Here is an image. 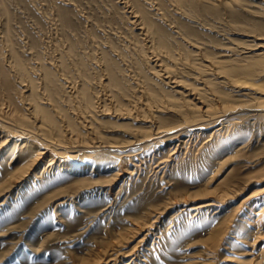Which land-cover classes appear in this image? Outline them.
<instances>
[{
    "label": "rangeland",
    "instance_id": "obj_1",
    "mask_svg": "<svg viewBox=\"0 0 264 264\" xmlns=\"http://www.w3.org/2000/svg\"><path fill=\"white\" fill-rule=\"evenodd\" d=\"M135 14L137 25L131 21ZM262 52L264 0H0L1 117L13 115L34 130L27 103L43 106L58 139L67 127L78 139L90 143L96 136L106 145L95 154L102 169L88 178H109L117 168L124 174L112 197L82 192L75 205L85 211L71 200L56 201L30 217L35 191L76 178L63 172L46 176L42 184L33 181L43 161L0 207V264H92L106 248L128 252L137 241L133 223L151 218L142 213L161 208L183 188L202 187L213 196L238 193L229 195L220 214L215 207L197 214L184 203L170 208L154 224L142 264H264L263 113L255 112L260 114L255 119L246 110L232 116L230 127L215 136L214 127L198 131L199 137L182 135L189 141L180 155H172L175 144L169 141L148 145L122 191L134 166L108 146L118 142L130 149L135 137L180 122L178 109L199 113L185 107L197 99L186 103L159 74L158 64L165 62L174 76L199 87L208 102L204 82L240 104L264 92ZM207 60H221V70L244 81L247 94L222 83ZM78 108L85 111L77 113ZM0 167L2 176L10 165ZM225 218L231 220L217 244L209 236ZM127 260L119 256L116 264Z\"/></svg>",
    "mask_w": 264,
    "mask_h": 264
},
{
    "label": "bare ground",
    "instance_id": "obj_2",
    "mask_svg": "<svg viewBox=\"0 0 264 264\" xmlns=\"http://www.w3.org/2000/svg\"><path fill=\"white\" fill-rule=\"evenodd\" d=\"M137 17L138 14H135L134 16H132L131 20L132 23H135L136 25L138 24L139 20ZM258 55L264 56V52L259 53ZM207 61L208 67L217 75V78L222 79V83H224L226 86H230V89L233 88V91H238L239 95L247 94L244 91V89H246L244 81L229 77L231 75L226 72L225 69L221 70L219 64L222 63L221 60ZM164 63H156L159 66V74L167 84L171 85V83H174V85H171V87L176 88V91L178 93H181V95H185L184 101L186 103L188 101H193L194 98L195 100L197 99L196 102L192 104L187 103L185 107L187 106V109H196L199 113L191 115L186 113L184 109H178V115L182 117V120L180 122L172 126H159L157 127L156 131L154 133H151L150 135L135 137L130 141V149H124L123 147H125V145L119 146L118 142H109L110 144L108 146L113 149L110 152L114 153V155H120L121 158H123L122 160H125L134 166L133 169L127 171L129 176L123 180L124 183L122 182L119 191H122V186L125 183L132 181L134 176H136L137 170L139 169L138 167H140L141 165L139 164V162L143 161V153L148 145H153L162 141H169L170 144H175L174 151L171 152L172 155H180L182 153L181 150L184 148L186 142L189 141L182 139V135L187 134L188 132L189 134H187L186 136H191L189 138L191 139L193 135L197 134L198 131L201 132L205 128L214 127V129L211 131V135L215 136L219 134L225 127H230V125L232 124L231 121L234 120L231 118L232 116H236L244 112L245 110L248 112L252 111L250 116L254 119L260 116V114L262 113L264 115V92H261V97H256L247 100L246 102L236 104L235 102L230 101L227 96L221 94L222 92L219 93L218 91L214 90L211 87L212 84H210V86L208 83L204 82V90L209 95L210 99V102H208V99L204 97L205 94H203L199 87L189 86V84H186V82H184L185 80L183 81L177 76H174L175 74L173 70ZM199 72L201 73V71ZM199 77H201V74ZM191 95H193V98H191ZM45 99L46 100L44 103H51L49 98ZM27 104L28 115L27 117H25L27 118V120H30L34 123V130H31L32 128L28 129L22 123V121L15 118L13 115H5L3 117H1L0 115V138H3L0 141V165L1 163L10 165V168L4 172L1 171L3 172V174L2 176L0 175V197H5L0 201V207L1 205L5 204L7 198L10 197L8 193L22 183L24 184V182L27 181L28 177L32 175V173L43 161L45 162V164L42 166L40 172H37L35 174L33 181H39L37 183L42 184L46 176L52 174L58 175V173L63 174V172L74 174L76 175V178L70 179L67 176L68 179L64 177L63 180H66L68 182L65 181L66 183L62 184L61 186L53 188L52 190L48 189L44 193H38V191H35V195H38L34 197H38V200L30 207V210L28 209L29 207L27 208L29 210L27 211L29 212L28 215H30V217H32L34 213L36 214V212H39L40 210H43L48 206L55 204L56 201H58L57 205H64L71 200V202H73V204L75 205V199H77L82 192L89 191L90 193H94V191H97L99 194L104 193V195H106L107 197L109 195H111L112 197L114 185L117 184L119 179H121L124 175L120 168L113 170L111 176L106 179H90L88 178L89 176L86 175L87 173L94 174L95 172L102 169L103 165H99L96 163L95 154L103 151L106 148V145H104L103 142L99 139H96V136L93 137V141H90V143L78 139V137H75L73 135V132H70L71 128L69 129L67 127H62L61 134L63 136V139H58L55 136L54 132V130L56 129V125L46 113L45 108L40 105H35L33 102H28ZM250 107L252 108V110H250ZM79 110L81 111V114L83 111H85L78 108V111ZM80 111L76 112L80 113ZM255 112L260 114L257 115ZM81 117H83L84 121L87 122L84 115H81ZM89 124L90 123H86L85 125L89 126L90 131L94 130L95 128L93 129V127ZM194 137H196V135ZM176 139H179L178 143H176ZM11 143V147L6 151V148H8ZM244 147L245 146L241 145L239 149H242ZM89 152H91V154H88ZM166 165L162 166L159 170H162V168L166 167ZM157 166L160 167L161 165L159 164ZM118 192H115V194H117ZM213 193L214 191L208 189L207 187L197 188L194 190L190 188H183V190L177 192L174 197L170 198V201L161 208L159 206L149 207L142 214H145L144 216L147 217H150L151 215V218L146 219L142 217V220L137 219L133 223L136 225L134 228L135 232L133 234V238L135 240L137 239V241L131 248V250L128 252L117 253L112 251L114 250L113 246L112 248L110 247L104 250L100 249L101 252H103L102 254L104 255L98 256V258L94 257L95 261L92 264H116L119 256L128 257V260L125 261V264H142V262H146L147 259L143 258L147 250V248L144 249L145 242L148 239L149 235L152 234L151 232L154 229V224L158 221L162 214L166 213L173 206L181 203H184L187 206L191 205L190 209H193L197 214H201L202 212H204V210H210L211 207H215L213 209L214 214H220L224 210L223 203L228 198H230V194L238 193V190H235L234 192L224 191L222 194L216 193V196H213ZM17 195L19 196V194ZM199 199L205 200L197 202L199 201ZM74 207H76L80 211H85L78 205H75ZM108 207L109 206L105 207L104 210ZM259 213L260 212H256L255 214L258 215ZM230 220L231 219L225 218L222 223H219L218 226H216L211 231L209 238L217 240L218 244L220 238L225 233ZM118 243L119 242H117L116 244ZM116 246H119V244ZM111 253L114 255H111Z\"/></svg>",
    "mask_w": 264,
    "mask_h": 264
}]
</instances>
